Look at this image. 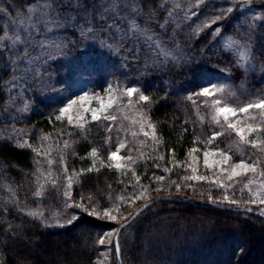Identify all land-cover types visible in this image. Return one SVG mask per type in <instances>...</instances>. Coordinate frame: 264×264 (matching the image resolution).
Masks as SVG:
<instances>
[{
	"label": "trees",
	"instance_id": "1",
	"mask_svg": "<svg viewBox=\"0 0 264 264\" xmlns=\"http://www.w3.org/2000/svg\"><path fill=\"white\" fill-rule=\"evenodd\" d=\"M30 1L32 0H0V9H3L0 11V36L4 35L6 13L22 10ZM79 1L82 10L90 4L95 6L97 2ZM135 2L144 17L154 19L157 28L168 10L167 0ZM250 3L255 5L259 15L255 17L254 25L247 21L235 30L232 13L227 21H223L221 16L215 24L210 27L201 26L199 33H193L194 37L185 44L176 59H160V56L155 59L150 56L146 45L132 42L127 51L125 47L120 50V54H125L124 58L117 57L112 64V71L104 74L105 67L101 68L98 60L106 52L93 50L89 54H79H85V61L78 57L80 68V63L83 62V65H91L90 72H96L97 84H105L111 77H117L121 83L138 88L140 93L149 97L148 102H140V93L135 94L133 103L136 104V119H139V112L147 114L150 122L155 125L159 143L151 136L145 138L141 134L133 138L123 131L119 132L118 138L115 127L108 131V128L94 125L81 133L79 129L70 126L66 118L58 120L52 113L49 114V102H40V108L26 113L19 122H24L31 128L34 137L39 132L38 134L51 138L54 147H50V151H54L56 155L54 157L52 152L48 158L56 161L52 166V174L59 178L60 187L57 190L50 181L44 180L49 166L46 158L38 157L34 151L38 145L33 139L29 138V144L23 146L13 140L0 139V261L3 264H98L101 251L106 249V244L101 245L98 241L110 230L117 229L122 222L89 215L78 207L65 208L63 191L67 181L57 159L61 150L69 175L73 170L79 173L93 167V171H85L69 189L71 199L67 201L83 203L89 211L94 206L96 210L113 209L112 205L121 196L125 197V203L137 204L139 200L129 197L138 196L141 185L145 188L166 185L169 187L166 188L168 192H172L168 195L189 198L188 201L156 200L124 227L135 224L133 242L127 249L130 264H264V215L243 203L216 201L219 193L214 189L202 184H192L190 181L192 188L196 190L193 193L198 197L180 194V188L184 187L187 193H191L193 189L184 186L188 183L182 179L185 176L183 171L175 173L177 163L188 160L191 148L196 147L202 151L206 147L204 143L194 144L196 137L207 139L212 131L220 130L210 122L209 109L204 107L205 97L193 95L194 93L204 88L224 85V95L231 105L264 96V0H250ZM201 11L204 16L207 14L210 17V11L203 7ZM221 13L220 11V15ZM96 14H93L95 18ZM215 17L216 15L211 18ZM224 30L234 33L243 44L251 47L254 58L260 64L257 69L246 70L235 55L217 50V34ZM3 59L1 48L0 106L7 99L5 88L10 75V69L6 68L7 64ZM96 83L94 87L97 86ZM189 96H192L191 100L188 99ZM199 116L205 117L203 122ZM121 139L133 149L131 154L138 157L131 171H119L100 163L110 150H115ZM235 140L234 134L223 135L214 141V146L221 150L231 148L236 153ZM64 141H68L71 147L64 149ZM141 141L144 142L143 145ZM240 147L244 148L243 145ZM93 148L98 150L99 159L91 157ZM170 149L175 150L174 154H170ZM41 150L44 151L42 147ZM244 150L253 152L248 148ZM121 153L129 154L127 148ZM160 156L164 159H158ZM38 159L43 162L42 171L45 173L44 178L39 177V181V174L36 173ZM233 159L240 160L239 153L234 154ZM165 168L170 169L169 173L164 171ZM133 171L139 176V183L133 176ZM168 175H171V179ZM157 176H166L165 179L170 182L165 180L164 184V180L157 181ZM40 184H44L46 194L35 197L33 193ZM177 184L180 185L179 188ZM89 197L93 198L91 202ZM210 202H220L230 207L218 208L211 206ZM142 203L137 204L127 216ZM30 212H43L44 218L29 215ZM53 214H58V217H52ZM73 215L78 219L68 224L67 220ZM57 220L63 226L55 225ZM156 234L164 235L160 238ZM190 236L194 238L190 239ZM113 237L114 235L112 242ZM174 242L175 248L172 247ZM109 246L115 264L114 244ZM123 257L120 246V264L124 263Z\"/></svg>",
	"mask_w": 264,
	"mask_h": 264
},
{
	"label": "rangeland",
	"instance_id": "2",
	"mask_svg": "<svg viewBox=\"0 0 264 264\" xmlns=\"http://www.w3.org/2000/svg\"><path fill=\"white\" fill-rule=\"evenodd\" d=\"M35 1L28 2L26 6L22 7V10L6 13L5 29H7L8 36L12 37L19 34L23 36L24 40L20 44L7 40L5 41L7 47H0L4 54L3 61L7 64L6 68L9 67L8 69H10V75L6 81L7 88H5L7 99L3 106H0V139L13 140L16 144L23 146L29 144L28 139L31 138L38 145L35 148L41 149L42 147L44 151L54 147L51 138L48 135L38 134L39 132L35 133L34 137L31 134L33 130L27 127L24 122H19L26 113L40 108L39 104L42 101L49 102V114L52 113L55 117L60 116V119L66 118L68 121L69 115L75 118L80 113L84 117V127L79 128L74 125L73 127L79 129L81 133L89 130L94 125L109 129L113 122L102 118L109 113L117 116L115 121L117 126L123 124L125 128L138 132V125L133 126L131 123L133 119H136L137 114L136 104L133 103L136 96L134 95L132 98V106L129 107V98L123 95V90L128 87L126 86L127 84L121 83L117 77H111L105 84L101 82L97 84L95 79L97 76L95 75L96 72H90L92 70L91 65H83L85 63L83 62L80 63L82 67L80 68V58L78 57H82V60L85 61V54L80 56V53L89 54L93 50L99 53L102 51L106 52L98 60V65L101 68L105 67V74V72L112 71V64H114L117 57L124 58L125 54H120L122 47H125L127 51L131 47L130 43L132 42L136 43V45L141 43L146 45L150 56L155 59H159V56L160 59H176L185 44L191 41V37H194L192 34L199 33L201 26L205 27V24H211L214 20L211 17L220 15V11L222 12L223 21L230 20L229 17L231 15L229 16V14L232 13L231 17H234L233 27L235 26V30L239 29L240 24L242 26L247 21L254 25L255 17L259 16L255 5L251 4L250 0H203V3H197V0H167L168 10L156 28L154 19L144 17L141 8L136 5L135 0H96L95 6L90 4L85 10H82L79 0ZM202 7L211 12L210 17L207 14L204 16V12L201 11ZM229 7L233 11L228 12L227 9ZM93 14H96L97 17L95 18ZM30 16L37 18L36 22L29 20L28 17ZM21 20L23 23H21ZM198 28L199 30H197ZM220 32L217 34V41L215 42L217 50L228 51L235 55L238 62L246 70L253 71L260 66L259 62L254 58L250 46L243 44L234 33H229L225 30ZM233 41L235 42L233 47L229 48L226 46L228 42ZM135 49L138 50V48ZM241 51L245 52L247 59H241ZM94 83L97 84L96 87L93 86ZM84 95H87V100L80 101L78 98ZM219 95L216 94L217 97ZM109 96H112L114 100L112 107L98 111L97 115L101 119L93 122L91 112H83V107L100 109L98 98L103 100L104 104H108ZM70 101H76V103L73 104L67 114H62L61 109L66 107ZM124 116H127L128 119H123ZM44 136L49 137L48 141L42 142V137ZM52 152L54 153V151H50V155ZM55 155L54 153V157ZM59 155H57V159H59ZM120 155L126 156L127 154L120 153ZM195 155L198 157L195 162H192L191 156L184 162H178L177 164L181 166H178L175 173L183 171L182 173L185 176L191 175V167H196L199 174L207 175L209 181H211L215 169L210 172L204 168L202 151ZM209 159L213 158L210 157ZM103 161L107 164V157ZM189 164H191V167H187ZM123 171H131V169ZM168 176L171 179V175ZM246 179L247 177L243 178L234 187L228 188H222L219 184L203 181H190V183L202 184L207 188L214 189L219 193L216 201H224L223 196L227 194L229 197L234 196L238 203L248 205L251 209L262 213L264 204H260L259 201L255 204L248 202L251 198L249 191L247 189L241 191L242 184ZM165 180L167 181L168 179H164V184ZM168 182L170 181L168 180ZM186 182L188 184L184 186L193 189L192 184L189 181ZM150 187L142 188L139 191V198L136 199L139 200V203L137 204L145 202V197L149 200L158 195L172 193L168 192L166 188L169 187L166 185L165 187L164 185ZM179 190V193L183 195H197L193 193V191H196L195 189L191 190V193H187L184 187ZM252 191H257V188L254 186ZM225 202L228 203V201ZM137 204L134 203L133 205L130 202L129 204L124 202L119 208L108 210L110 215L117 217V222H121L122 218L127 216ZM104 210H96L100 215L93 216L106 218L104 217ZM61 223L57 220L55 225H61ZM134 227L135 224H131L119 232V244L122 256H124L123 264H130L128 262L127 249L131 247L129 245L133 242ZM112 231L114 230L109 232ZM163 235L156 234L155 236L162 238ZM193 238L190 236V239ZM105 239L106 249L101 251L98 264H113L114 259L111 247L107 242L108 238L105 237ZM192 242L193 240H191ZM191 245L193 246V243ZM172 247H176L175 242L172 243ZM149 263L147 262V264ZM0 264L3 263L0 261Z\"/></svg>",
	"mask_w": 264,
	"mask_h": 264
},
{
	"label": "snow or ice",
	"instance_id": "3",
	"mask_svg": "<svg viewBox=\"0 0 264 264\" xmlns=\"http://www.w3.org/2000/svg\"><path fill=\"white\" fill-rule=\"evenodd\" d=\"M197 3H203V0H197ZM3 11V9H0ZM31 11V9H29ZM228 12L233 11L231 7L227 9ZM29 20L36 22L37 18L35 17H28ZM221 19V15L215 17V19L211 22V24H215L217 21ZM21 23L23 21L21 20ZM211 24H205V27H210ZM91 31V29H89ZM151 39V37H149ZM12 40L16 44H20L24 38L22 35H15V36H8L7 29H5V34L0 36V47H7L5 41ZM235 42H228L227 47L231 48ZM241 59H247L245 52H240ZM111 89V86H110ZM109 89V90H110ZM140 93V89L133 88L131 86L127 87L123 90V95H126L129 98V107L132 106V98L135 94ZM225 93V86H213L211 89L204 88L198 93H194L193 95H198L205 97L204 107L209 109V119L212 125H215L220 130H214L207 139H202L201 137H196L193 141L194 144L197 143H204L206 147L202 150L203 156V166L208 171L215 172L213 174V178L209 181V177L207 175H201L198 173L196 167H191L189 164L187 167H191V175H186L182 177L185 181H203V182H210L212 184H219L222 188L234 187L236 184L240 183L243 178L247 177L246 181L242 184L241 191L247 189L250 193V203H257L259 201L260 204H264V96L257 97L253 100H249L243 104L231 105L228 103L227 97L224 95ZM216 94H220L218 97ZM228 95H231L229 93ZM87 95L80 96L78 99L80 101H86ZM109 103L104 104L103 100L98 98V103H100V109H90L87 107H83V112H91V119L93 122L101 119L100 116L97 115L98 111L107 110L111 108L114 100L112 96H109ZM188 99H192V96H189ZM210 99V103H209ZM149 97L142 93L139 94V101L140 102H148ZM76 101H70L69 104L61 109L62 114H67L69 109L72 108L73 104ZM199 115V113H197ZM60 116H57L56 119H60ZM105 120L112 121L113 124L109 127L108 131H112L113 127L117 128L118 138L119 132L123 131L126 134H130L133 138L138 137V135H143L145 138H153L155 142L159 143V138L156 136V129L155 125H153L147 117V114L144 112H139V119H133L131 121L132 125H138V132L131 130L130 128H125L123 124L117 126L115 121L117 120L116 115H112L111 113L104 115L102 117ZM123 119H128L127 116H124ZM201 122L204 121V116H199ZM84 117L78 113L75 118L71 115L68 116V123L70 126H75L79 128L84 127L83 123ZM234 134L236 140L234 141V145L236 148V153H239L241 159L238 161L233 160V153L231 148L227 150H221L218 147L214 146V141H216L220 136ZM49 137L44 136L42 137V142L48 141ZM111 138H109L110 142ZM27 143V142H26ZM143 145V141L140 142ZM243 145L244 148L255 150L253 152H245L244 148L240 146ZM71 147L68 141H64V149ZM128 150V155H120L123 149ZM37 156H44L46 158V163L49 166L47 170L46 179L52 183L54 188L59 190V178L54 177L52 174V166L56 163L55 160L48 158L50 157V149L42 151L40 148L34 149ZM133 149L129 148L127 143L124 140H119L115 150H110L108 152L107 161L108 163L105 165L103 160H100L102 166H107L110 168H115L117 170H125V169H132L134 165L137 163L138 157H134L132 153ZM155 151V149H154ZM174 149H170V154H174ZM201 149L193 147L189 150V154L192 158V162H195L198 157L195 155L196 153L200 152ZM90 155L94 159H99L98 150L96 148L91 149ZM141 155H143L141 153ZM212 157L213 159H209ZM255 157V158H253ZM158 159H164L163 156L158 157ZM42 164L41 160H37V169L36 173H38V181L39 177L45 176V173L42 171ZM59 165L64 173L65 180L67 183L64 185L63 195L65 197V208H73L78 207L81 208L83 211L88 212L89 215H96L99 216L100 213L96 211V207L94 206L91 211L89 208L83 203H68L67 201L71 199L69 189L72 188L74 183L79 181V177L84 174L85 171L91 172L93 171V167H89L88 169L81 170L79 173L73 170V173L69 175L68 165L65 162V158L63 155V150H61L59 155ZM159 167L158 164L155 165ZM176 166H181L177 164ZM165 172H169L170 169L165 168ZM133 176L136 177L137 183H139V176L133 171ZM157 181H163L165 178L163 176H157L155 178ZM231 182V183H226ZM175 183V181H173ZM177 188L180 187L179 184L176 185ZM257 188V191L253 192V187ZM110 187V186H109ZM141 188H145V186L141 185ZM159 190V189H157ZM46 194V188L44 184H40L39 187L36 188L33 195L35 197H42ZM138 196L133 195V197H129V199H138ZM83 199V198H82ZM93 198L89 197L88 200L91 202ZM146 203L143 207H148L152 202L145 197ZM211 200V196L209 197ZM125 197L121 196L118 198L117 202L112 205L113 209H116L120 206V203L124 202ZM224 201H228L230 203H238L235 197H229L227 194L223 196ZM247 203V202H246ZM142 209H138L136 213L130 214L129 216H125L122 218V222L120 223V228L115 229L112 232L106 233L105 237L108 238L107 242L112 244L111 237L115 234L117 239L115 241V248L117 255L120 253V246H119V231L123 229L129 220H131L134 215H138ZM32 216H37L38 218L43 219L44 213L43 212H30L28 213ZM264 215V211L261 213ZM54 217H58V214H53ZM104 217H106L110 221H116L117 217L114 215H110V211L108 209L104 210ZM78 217L73 215L71 219L67 220L68 224H71L73 221L77 220ZM63 226V225H61ZM105 237H101L98 241L99 244L103 245L106 242Z\"/></svg>",
	"mask_w": 264,
	"mask_h": 264
},
{
	"label": "water",
	"instance_id": "4",
	"mask_svg": "<svg viewBox=\"0 0 264 264\" xmlns=\"http://www.w3.org/2000/svg\"><path fill=\"white\" fill-rule=\"evenodd\" d=\"M161 199H168V200H182V201H188L189 198L188 197H185V198H178V197H175V196H170V195H158V196H155V197H152L151 201H156V200H161ZM146 203V201L144 203H142L141 205H139L134 211L133 213H136L138 209H144L145 207L144 204ZM153 203V202H152ZM211 206H214V207H218V208H229V206L227 204H223V203H219V202H210ZM141 212V211H140ZM139 212V213H140ZM132 213V214H133ZM137 215H134V217L132 219H134ZM131 219V220H132ZM129 220L128 223L131 221ZM127 223V224H128ZM120 228V224L119 226L117 227V229ZM120 232V231H119ZM117 237L116 235L114 234V237H113V244H114V248H115V241H116ZM115 252H116V248H115ZM120 253L119 255H117V252H116V261H115V264H120Z\"/></svg>",
	"mask_w": 264,
	"mask_h": 264
}]
</instances>
